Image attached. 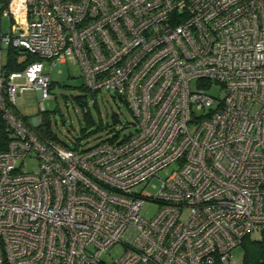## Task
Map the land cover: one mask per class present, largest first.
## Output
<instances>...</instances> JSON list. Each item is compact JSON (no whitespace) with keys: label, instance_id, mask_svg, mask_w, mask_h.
Returning <instances> with one entry per match:
<instances>
[{"label":"built area","instance_id":"1","mask_svg":"<svg viewBox=\"0 0 264 264\" xmlns=\"http://www.w3.org/2000/svg\"><path fill=\"white\" fill-rule=\"evenodd\" d=\"M20 47L37 58L11 70ZM68 55L132 132L73 147L19 113L25 89L44 111V63ZM0 126V264H231L245 235L264 239V0H7ZM172 164L155 194L134 189Z\"/></svg>","mask_w":264,"mask_h":264},{"label":"rangeland","instance_id":"2","mask_svg":"<svg viewBox=\"0 0 264 264\" xmlns=\"http://www.w3.org/2000/svg\"><path fill=\"white\" fill-rule=\"evenodd\" d=\"M2 6L3 4L0 3V8ZM9 26V16L4 15L1 20L2 31L7 32ZM26 55V52H20L21 57H26ZM44 71L49 74L52 81L49 90L50 97L43 101L44 111L40 109V100L34 89L23 90L15 101L16 109L28 120L36 116L42 121L48 120L51 130L61 141L70 146L77 143L80 147H87L99 139L116 135L122 138L134 130V118L123 100L112 92L96 91L93 93L82 88L83 79L74 56L68 55L64 62L58 61L55 64L46 61ZM220 89L218 84H213L208 91L213 96H219ZM85 117L90 121V126L86 123ZM99 125L101 128L96 129ZM82 128L89 133L87 136L80 134ZM37 167L35 158H27L23 162L25 170L35 171ZM173 168L175 169L176 165H169L159 172L160 178L154 177L147 184L134 189L155 194L161 180L168 176ZM158 207L157 202H146L140 213L143 217H150ZM248 236L254 240L260 238V234L255 232ZM232 249L229 261L231 264H241L243 249L241 246ZM121 253L122 247L116 245L105 252L103 258L110 260Z\"/></svg>","mask_w":264,"mask_h":264},{"label":"trees","instance_id":"3","mask_svg":"<svg viewBox=\"0 0 264 264\" xmlns=\"http://www.w3.org/2000/svg\"><path fill=\"white\" fill-rule=\"evenodd\" d=\"M7 0H0V3L5 5ZM20 54V52L17 49H10L7 54V67L11 70L13 69H19L23 66V64L35 60L37 57L34 55H26L25 60L20 63L17 60V56ZM82 88L86 89L85 86H82ZM83 105V103H82ZM85 108V107H84ZM85 121L90 126V121L85 117ZM40 131L42 132V136L53 138L56 140L61 141L56 134L53 133L49 126L48 120H43L40 124ZM101 128L100 125L96 127V129ZM80 134L82 136H87L89 133L86 131L85 128L81 129ZM63 142V141H62ZM6 143V134L2 130L0 126V149H3ZM77 145L74 144L73 147ZM241 248L243 249V255L241 259V264H264V239L261 240H254L251 239L250 236L245 235L242 242H241ZM214 264H219L218 262H215Z\"/></svg>","mask_w":264,"mask_h":264},{"label":"water","instance_id":"4","mask_svg":"<svg viewBox=\"0 0 264 264\" xmlns=\"http://www.w3.org/2000/svg\"><path fill=\"white\" fill-rule=\"evenodd\" d=\"M19 49H20L21 51H24V48H23V47H20ZM117 96H118V95H117ZM118 97H119V96H118Z\"/></svg>","mask_w":264,"mask_h":264}]
</instances>
